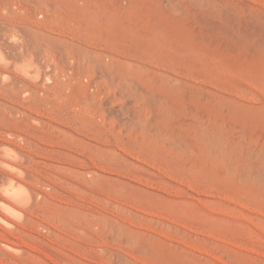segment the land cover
Wrapping results in <instances>:
<instances>
[{"label": "rangeland", "instance_id": "rangeland-1", "mask_svg": "<svg viewBox=\"0 0 264 264\" xmlns=\"http://www.w3.org/2000/svg\"><path fill=\"white\" fill-rule=\"evenodd\" d=\"M0 46V142L36 192L0 261L264 264V0H0Z\"/></svg>", "mask_w": 264, "mask_h": 264}, {"label": "bare ground", "instance_id": "bare-ground-1", "mask_svg": "<svg viewBox=\"0 0 264 264\" xmlns=\"http://www.w3.org/2000/svg\"><path fill=\"white\" fill-rule=\"evenodd\" d=\"M53 7V6H52ZM24 10V9H23ZM15 25V24H14ZM19 25V24H18ZM21 27V26H20ZM29 27V26H28ZM8 28L10 29V27H7V30ZM17 28V27H16ZM23 29V28H22ZM12 30V29H11ZM16 33V32H15ZM18 34V32L16 33ZM57 35V34H56ZM64 37V36H62ZM3 39V38H2ZM57 39V38H56ZM9 41V40H8ZM12 41V40H11ZM28 41V40H27ZM1 42H3L1 40ZM9 43V42H8ZM52 43V42H51ZM15 44V43H14ZM59 42L56 43V45H58ZM2 45H4L2 43ZM10 45V44H9ZM18 45V44H16ZM45 46V44H43ZM53 45V44H52ZM55 45V44H54ZM6 46V44H5ZM5 46H2L3 48ZM2 47L0 46V57L1 59H4V55L5 53H3V49ZM46 47V46H45ZM60 47V46H58ZM20 48V47H19ZM62 48V47H60ZM5 49V48H4ZM33 49V48H32ZM66 47L62 48V50H65ZM77 52L78 54L80 55V59H82V61H89V66L91 69H94V68H98V69H101L103 70V67H102V61H101V56H102V53L101 52H96V51H91V50H87L83 47H77ZM14 50V49H13ZM5 51V50H4ZM15 52V51H13ZM48 53V52H47ZM15 54V53H14ZM19 55V54H18ZM24 55V54H23ZM64 55V53H63ZM108 55V54H107ZM13 56V55H12ZM27 56V55H25ZM23 59H26L25 61L28 63V70H25L26 68L25 67V64H27L26 62H20L21 64L20 65H23V71L25 72V74H28L27 76H29V72L31 73H40L41 70H40V64L39 63H36V64H39L38 66L35 65L33 59L28 58L26 57ZM110 56L112 59H111V66L106 68L105 71V75L107 76V78H111L113 80H121V76L119 74V70H118V66H117V58H115L113 56V54H110L108 55ZM16 57V56H15ZM19 57V56H17ZM16 57V58H17ZM33 57V56H32ZM21 58V59H22ZM34 58V57H33ZM41 58V57H40ZM12 59V58H11ZM19 60V59H18ZM10 61V60H9ZM8 61V62H9ZM12 61V60H11ZM37 62V61H36ZM45 63V61H43ZM10 65L11 63L13 62H9ZM8 63V64H9ZM18 63V61L16 62ZM2 64V63H0ZM51 66H52V63H49ZM10 65H7V66H10ZM19 65V64H18ZM17 66V64H16ZM15 66V68H16ZM11 67V66H10ZM18 67V66H17ZM58 67V66H57ZM69 68V67H68ZM48 69V68H47ZM19 70V69H18ZM52 70V69H51ZM22 71V72H23ZM21 72V73H22ZM27 72V73H26ZM43 72V71H42ZM57 72V71H56ZM30 75L33 77L36 76L35 74H31ZM44 73V72H43ZM49 72L47 71V74ZM51 73V71H50ZM49 73V74H50ZM4 74V72H3ZM42 74V73H41ZM2 76V75H1ZM0 76V77H1ZM13 76V75H12ZM29 76V77H31ZM39 76V75H38ZM43 76V74H42ZM42 76L40 75L39 77L42 78ZM52 76V75H51ZM51 76H49L51 78ZM66 76V75H65ZM103 76V75H102ZM31 77V79H32ZM38 77V79H40ZM99 77V76H98ZM3 78V76H2ZM8 78V77H7ZM10 78V77H9ZM16 78V77H15ZM37 78V76H36ZM5 82H7L8 80H6L4 78ZM13 80V79H12ZM19 80V79H18ZM21 80V79H20ZM0 81L2 82V79H0ZM22 81V80H21ZM50 81V80H49ZM53 81V80H52ZM4 82V83H5ZM12 82H15V81H12ZM46 83L48 82L47 80L45 81ZM44 82V83H45ZM3 83V84H4ZM7 83H5L6 85ZM8 85V84H7ZM15 85V84H14ZM17 87L19 84H16ZM15 85V87H16ZM22 85V84H21ZM44 85V84H43ZM45 86H49V85H45ZM14 87V86H13ZM16 87V88H17ZM125 87H127L128 89L130 88V83L127 82L126 80H124L123 82V89L125 90ZM1 89V88H0ZM94 89V88H93ZM16 91V90H15ZM28 92L26 91V94ZM33 94V93H32ZM29 97L31 96V94H27ZM27 97V96H26ZM25 99V98H24ZM93 101V100H92ZM2 103V102H1ZM3 105H5V103H3ZM13 106V105H12ZM11 107V106H10ZM14 107V106H13ZM21 107V106H20ZM7 110V109H6ZM36 111V110H35ZM39 111V110H38ZM113 111V110H112ZM23 112V111H22ZM21 113V112H20ZM24 113V112H23ZM40 113V112H38ZM12 114V113H11ZM26 114V113H24ZM116 114V113H115ZM12 115H15L14 113ZM21 115V114H19ZM49 115V114H48ZM117 115V114H116ZM31 119L33 120H37V122L40 124L42 121L41 119L37 118V117H33V116H30ZM83 117V116H81ZM112 117V116H111ZM60 119V118H59ZM19 120V119H18ZM61 120V119H60ZM3 121H5V118L3 119H0V122L2 123ZM49 121V120H48ZM35 122V121H34ZM44 123V122H42ZM63 124V123H62ZM68 125V124H67ZM41 128V127H40ZM95 129V128H94ZM77 130V129H76ZM8 134H15V132H10L9 130H7ZM57 131L59 133V135L61 136H58L59 138L63 139L64 141L66 142H73L75 140L77 141H81L83 142L84 140L82 138H80L79 136H76L73 132H71V130L69 131V129L67 130L65 127L63 126H59V125H56L54 127V132ZM93 137V136H92ZM8 140V139H7ZM34 141V140H33ZM32 142V141H31ZM59 142V141H57ZM20 145V144H19ZM34 146V145H33ZM22 147V146H21ZM27 147V146H26ZM32 147V145H31ZM97 147V146H96ZM0 151L3 153H7L6 155L7 156H0V165L1 166H6L7 168H9V170H11V168L13 169V171L17 174H12L10 172H7V171H2L0 170V206H3V208H5L6 210H8L9 214L8 213H5L4 210L2 211L1 208H0V220H2L6 225L7 227L9 226L10 228H13L16 226V224H14V221H13V217L15 216V218H19V219H23L31 205V203H33V199L36 197V192L33 188L29 187L27 184H25L22 179L20 178L21 176L23 175H26L24 173V159L28 158V155L26 156L25 152L22 150V149H17L16 147H14L13 145H11V143L9 142H6V141H2L0 142ZM28 149V148H27ZM2 154V153H1ZM3 155V154H2ZM40 155V154H39ZM35 157V156H34ZM27 160V159H26ZM26 163V161L24 162ZM6 168V169H7ZM26 169V168H25ZM12 171V172H13ZM30 173V172H29ZM24 177V176H23ZM59 198V197H58ZM66 200V199H65ZM42 204V203H41ZM57 204V203H56ZM38 205V204H37ZM43 205V204H42ZM32 206V205H31ZM45 206V205H44ZM58 206V205H57ZM35 207V205H34ZM38 207V206H37ZM54 207V206H53ZM58 211V210H57ZM30 212V211H29ZM38 212V211H37ZM33 213V212H31ZM34 214V213H33ZM37 215V214H36ZM74 219V218H73ZM17 220V219H16ZM20 222V221H19ZM29 223V222H28ZM78 224V223H77ZM1 225V224H0ZM10 225H14L13 227L10 226ZM34 226V225H33ZM36 226V225H35ZM79 226V225H78ZM82 226V225H81ZM6 228V226H3ZM80 227V226H79ZM68 228V227H67ZM7 229V228H6ZM16 229V228H15ZM10 232V231H9ZM1 241V244L8 248V249H13V250H21V245L19 243H17L16 241H13L9 238H6V237H2V239L0 240ZM6 260L3 259V261H0L2 264H7L5 262Z\"/></svg>", "mask_w": 264, "mask_h": 264}]
</instances>
